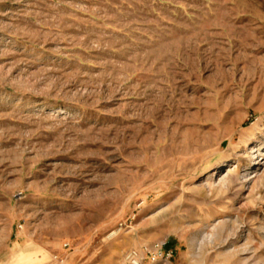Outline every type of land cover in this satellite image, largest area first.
Segmentation results:
<instances>
[{
  "label": "rangeland",
  "instance_id": "obj_1",
  "mask_svg": "<svg viewBox=\"0 0 264 264\" xmlns=\"http://www.w3.org/2000/svg\"><path fill=\"white\" fill-rule=\"evenodd\" d=\"M133 251L264 264V0H0V264Z\"/></svg>",
  "mask_w": 264,
  "mask_h": 264
},
{
  "label": "built area",
  "instance_id": "obj_2",
  "mask_svg": "<svg viewBox=\"0 0 264 264\" xmlns=\"http://www.w3.org/2000/svg\"><path fill=\"white\" fill-rule=\"evenodd\" d=\"M158 247L154 252L149 249H146V254L152 256L154 260H170L174 257V251L171 250L168 246ZM129 264H143L145 259H142L137 251L131 252L127 257Z\"/></svg>",
  "mask_w": 264,
  "mask_h": 264
}]
</instances>
